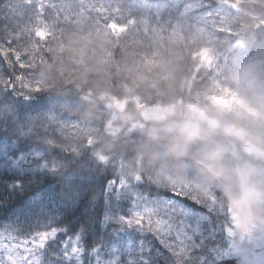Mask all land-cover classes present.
Returning a JSON list of instances; mask_svg holds the SVG:
<instances>
[{
	"label": "trees",
	"instance_id": "16d2710c",
	"mask_svg": "<svg viewBox=\"0 0 264 264\" xmlns=\"http://www.w3.org/2000/svg\"><path fill=\"white\" fill-rule=\"evenodd\" d=\"M9 48L28 67L9 51L15 73L0 55V78L23 75L39 91L26 99L0 85V233L56 229L39 264L234 263L223 259L230 211L219 191L173 179L162 157L161 182L147 163L163 150L159 131L108 132L107 108L135 100L124 113L138 121V106L177 99L209 107L253 101L264 93V0H5L0 51ZM122 179L127 186L118 190ZM138 202L142 213L172 205L183 217L186 257L166 251L146 229V213L145 228L123 222ZM74 239L79 255L66 256Z\"/></svg>",
	"mask_w": 264,
	"mask_h": 264
},
{
	"label": "clouds",
	"instance_id": "9594fccd",
	"mask_svg": "<svg viewBox=\"0 0 264 264\" xmlns=\"http://www.w3.org/2000/svg\"><path fill=\"white\" fill-rule=\"evenodd\" d=\"M153 117L163 125L158 135L164 138L162 152L147 161L157 178L162 157L173 179L213 187L227 210L264 221V93L215 107L177 99L153 110Z\"/></svg>",
	"mask_w": 264,
	"mask_h": 264
},
{
	"label": "snow or ice",
	"instance_id": "6c2138e0",
	"mask_svg": "<svg viewBox=\"0 0 264 264\" xmlns=\"http://www.w3.org/2000/svg\"><path fill=\"white\" fill-rule=\"evenodd\" d=\"M0 5H5V0H0ZM43 7L42 4H38V12L41 14L43 12ZM47 30L48 26L46 24L43 28H37L35 37L41 40L44 39L47 35ZM9 43H11V41H9ZM9 51L13 53L19 68L24 69L28 67L25 61L21 60V53L17 49H4L0 51V55L5 57L9 69L13 74L15 73V66L12 65L10 60H7V52ZM0 85H4L17 95H24L26 99L28 98V94L39 91V89L28 88L24 83L23 75L20 74L14 75V78L13 75H9L6 80L0 78ZM227 94L228 93L225 92V95ZM132 180L136 183H142L144 179L142 176H136ZM126 186L127 181L122 179L119 185H117V189L119 190ZM173 195L180 196L182 199L191 198L197 203L202 201L183 190L173 189ZM203 202L214 206V201L205 200ZM141 205L142 204H139L137 210H134L130 216L122 217L123 222L128 226L134 225L138 228H145L144 214L146 213L148 216L146 229L157 237L160 244L170 255L186 257L188 255L187 244L189 237L186 235L183 217L176 213L172 205H167V209H161L159 212L153 211L143 205V213L138 210ZM153 216L156 217L155 220H153ZM238 229L239 225L234 221L224 225V235L231 242L228 245V251H238L236 244L239 243L243 246L246 264H264V240L245 243L243 235L238 236ZM55 236L56 229L54 228L26 235H14L11 233L5 235L4 233H0V264H39L37 254L45 247L48 241L54 239ZM66 247L70 249L71 254L79 255L80 250L76 246L75 241L70 242ZM68 254V252L65 253L66 256Z\"/></svg>",
	"mask_w": 264,
	"mask_h": 264
},
{
	"label": "rangeland",
	"instance_id": "374dc122",
	"mask_svg": "<svg viewBox=\"0 0 264 264\" xmlns=\"http://www.w3.org/2000/svg\"><path fill=\"white\" fill-rule=\"evenodd\" d=\"M112 108H107L108 110V118H107V127L106 130L108 132H117L121 130H125L126 132L131 130L139 131L149 137H155L163 127V125L158 122L153 117V110L146 109L142 106H138L137 109L140 111V120L133 121L130 119L128 115L124 113V110L128 103H133L136 105L135 100H112ZM137 106V105H136ZM235 222L239 225L238 236L243 235L244 242H254L264 240V221L257 222L253 220L251 217H241L238 214H234L233 212H229V216L227 219V223ZM227 238V237H226ZM228 239V238H227ZM75 241L76 246L78 247V242L76 239L70 240L65 244L66 251L70 256H77L70 253V249L66 247L70 244V242ZM229 241V239H228ZM229 243H231L229 241ZM236 248L238 251L229 252L228 250L223 254V259L231 258L234 259L233 264H246V259L244 255L243 246L239 243L236 244Z\"/></svg>",
	"mask_w": 264,
	"mask_h": 264
}]
</instances>
